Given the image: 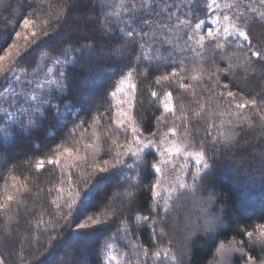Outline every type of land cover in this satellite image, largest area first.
I'll use <instances>...</instances> for the list:
<instances>
[{
    "label": "trees",
    "instance_id": "obj_1",
    "mask_svg": "<svg viewBox=\"0 0 264 264\" xmlns=\"http://www.w3.org/2000/svg\"><path fill=\"white\" fill-rule=\"evenodd\" d=\"M176 2L186 6L189 0ZM121 4L122 0H4L0 5V55L6 45L19 43L16 33L24 32V19L35 21L31 29L37 32L28 36L27 43L22 42L19 54L0 70V260L7 264H105L107 244L115 245L119 264H125L120 255L126 247L122 221L129 223L145 247L149 242L157 248L169 247L168 238L152 241V229L146 222L137 224L135 215L149 214L154 203L150 185L161 178L162 184L168 186L167 173L173 165L156 176L153 164L162 157L154 148L144 150L139 159L122 155L117 162L116 152L124 150L131 140L126 144L123 129L118 135L105 137L104 128L94 123V118L101 113L107 116L111 109L112 124L107 119L102 124L115 130L116 97L111 93L129 71L141 70L143 76L133 72L130 81L138 86L134 103L141 101L134 116L145 138L160 129L163 141L166 129L161 128L163 121L155 118L169 115L163 110L165 97L180 83L177 76L171 88L166 82L156 84L159 76L170 75L173 65L163 60L141 63L135 50L126 46V32L139 31L151 13L124 14ZM76 17L85 35H76L69 29L79 30ZM144 52L147 54V47ZM230 55L236 72L235 65L242 63V54ZM211 57L207 53L203 61L187 65L189 71L183 75L190 84L195 83L190 79L192 75L203 77L199 87L213 83L210 74L216 73L217 64ZM87 67L93 79H104L105 83L94 90L89 101L82 102ZM223 67L222 83L241 93L242 99L262 98L257 87L264 90V81L258 76L257 81L245 86L227 77V61ZM14 76H19L20 81L16 82ZM153 91L159 99L151 95ZM178 99L173 96L172 108L177 116ZM239 111L246 121L245 130L233 144L206 150L209 167L199 174L195 190L175 201L169 214L175 232L205 221L213 224L212 230L197 231L191 237L182 264H209L219 244L233 242H244L247 255L235 253L228 264H246L247 256L264 258V245L245 235L254 232L258 236L259 225L264 224V210L258 208L264 206V137L260 136L259 124L253 130L247 123L253 115L258 117L259 109ZM168 124L174 126L171 119ZM115 140L119 143L113 144ZM176 140L181 143L179 136ZM89 145H95V150ZM64 148L81 154L73 168L48 163ZM193 162L189 166L194 168ZM126 191L132 195H124ZM9 195L13 197L11 202L6 199ZM209 197L213 199L211 204ZM253 205L258 211L252 209Z\"/></svg>",
    "mask_w": 264,
    "mask_h": 264
},
{
    "label": "snow or ice",
    "instance_id": "obj_2",
    "mask_svg": "<svg viewBox=\"0 0 264 264\" xmlns=\"http://www.w3.org/2000/svg\"><path fill=\"white\" fill-rule=\"evenodd\" d=\"M3 3L4 0H0V5ZM121 7L124 14L151 13L150 18L143 20L139 31L126 32L128 39L125 44L135 50L136 59L141 63L156 60L171 63L173 67L170 75L159 76L155 83L166 82V86L171 88L177 76H180V83L165 97L163 110L169 115L163 117L158 115L155 118L163 121L161 128L166 129L163 133L166 139L163 141L160 129L152 132L149 138H145L142 126L134 116V109L138 108L141 101L138 104L134 103L138 97V86L130 81L133 72L137 76H143L141 70L129 71L125 79L120 80L119 86L111 93L113 97L119 95L118 103L123 109L117 113L119 119L115 121V130L102 124L105 119L109 125L112 124L111 109L107 116L101 113L94 118V123L104 128L105 137L118 135L123 129L126 144L130 139L131 144L134 145V148L127 147L126 151L118 150L114 157L117 162L122 160L119 159L122 155L125 157L131 155L139 159L142 151L151 147L159 151L162 157L153 164L156 176L163 174V170L169 164L173 165L167 173L170 178L167 187L158 191L161 187L159 179L150 185L151 200L154 203L149 214L135 215L137 224L143 221L152 229V241H163L168 238L169 247L157 248L153 242H149L145 247V243H141L137 238L135 230L130 229L129 223L122 221L120 227L123 230L122 239L126 241V247H121L123 251L120 255L125 264H182V257L188 254L187 244L191 237L197 231L212 230L213 224L205 221L195 228L185 226L182 231L175 232L171 227L169 214L173 211L175 201L195 190L199 174L209 167L206 150L217 145L228 146L237 140V137L245 130L244 124L246 123L239 110L245 108L259 109L258 117L253 115L247 123L253 130L259 124L260 136L264 137V90L257 87L258 95L262 97L259 101L256 98L245 100L242 99L241 93L233 91L228 83H222L220 76V72L225 70L223 63L227 61V77H233L232 80L240 81L245 86L257 81V76L260 81H264V0H247V2L233 0L230 3L222 2V0H189L186 6L184 3H177L176 0H159V3L157 0H126V2L122 0ZM197 13L199 17L207 15L211 23L208 24L200 19ZM197 20L199 22H196ZM35 23L26 18L22 21L21 27L29 30ZM202 28L207 29L206 33L202 31ZM36 34V31H31L30 37ZM158 34L163 35L165 39L161 40ZM21 35L19 31L16 33L17 37ZM25 40L27 43L29 37L26 36ZM146 47L148 48L147 54L144 52ZM20 50L21 48L13 43L5 50L6 54L0 56V60L11 59L18 55ZM207 53L212 54L211 58L217 64L216 73L210 74L213 77V83L199 87L203 83V77L192 75L190 79L195 83L190 84L188 78L183 75L189 71L187 65L203 61ZM230 53L242 54L240 56L242 63L235 65L236 72L233 71L234 63ZM216 57L220 60L216 61ZM181 65L184 67L181 68ZM3 67L0 66V70ZM40 86L37 85V87ZM151 95L159 99L156 91L151 92ZM173 96L179 98L177 101L179 116L173 112ZM169 119L173 127H169ZM177 120L179 124H176ZM209 120L212 122L209 123ZM216 120L220 121L219 125L216 124ZM79 127L80 125L77 126ZM177 136L180 137L181 143H177ZM105 143H107V138H105ZM118 143L119 140L113 141V144ZM89 147L95 150V145H89ZM70 151L69 148H64L62 153L58 151L55 158L48 159V163L57 164L60 155L68 154ZM177 156L183 157L179 164L174 163ZM190 161H194V168L189 166ZM104 163L107 165L109 162L105 160ZM132 179L135 178L132 177ZM124 195L131 196L132 192L126 191ZM6 199L11 202L13 197L9 195ZM161 200L163 204L160 203ZM212 201V197H209L208 204ZM65 204L68 205L69 201L65 200ZM161 208H163V213ZM259 228L258 236L254 232H245V235L250 241L264 245V224L259 225ZM114 248L115 245H108L109 264L117 259L116 256L111 255V250ZM153 249L156 250L153 251ZM233 253L247 255L244 242L219 244L209 264H228ZM0 264H7V262L0 260ZM246 264H264V258L247 256Z\"/></svg>",
    "mask_w": 264,
    "mask_h": 264
},
{
    "label": "rangeland",
    "instance_id": "obj_3",
    "mask_svg": "<svg viewBox=\"0 0 264 264\" xmlns=\"http://www.w3.org/2000/svg\"><path fill=\"white\" fill-rule=\"evenodd\" d=\"M81 2L82 3H85L86 2V0H81ZM222 2H226V0H222ZM75 20H77L78 21V28H79V30L76 28V29H72V28H69L74 34H76V35H85L86 34V32H85V28L83 29V27H82V23L81 22H79V18L78 17H76V18H74ZM205 20V22L206 23H208V24H210L211 23V20H210V18H207V19H204ZM32 27H30V29L29 30H24V32H21L22 33V35L18 38L19 39V43H16V42H13V43H16L20 48H21V46H22V42H24L25 41V37L27 36H30V32L31 31H34L33 29H31ZM202 31L204 32V33H206V31H207V29L206 28H202ZM21 38H23L22 40H21ZM21 40V41H20ZM13 43H11V44H13ZM11 44H8V45H6L5 47H4V49L2 50V54L0 55V56H3V55H5L6 53H5V50L11 45ZM12 59H14V56L11 58V59H5V60H0V66H5L6 64H8L9 63V61H11ZM12 62V61H11ZM87 70H88V72L85 74V77L83 78V84L85 85V90L84 91H82L81 92V98H82V102H85V101H89L93 96H94V90L100 85V84H102V83H105V81H104V79H97V78H92L91 77V74H90V69L87 67ZM104 71L105 72H110L111 70H106V69H104ZM52 73H53V70L51 71V72H49V75L50 76H52ZM13 74V72L11 73V75ZM88 74V75H87ZM14 79L16 80V82H18V81H20V78H19V76L17 77V76H14ZM50 80H53V78H49ZM119 99H120V97H119V95L115 98V109H116V112L118 113V112H120V111H122L123 109H121L120 108V106H119V103H118V101H119ZM127 107V106H126ZM116 117H117V119H119V117L116 115ZM129 146H131V147H133L134 148V145H132L131 143H129L128 145H126L125 146V151L127 150V147H129ZM148 149H151V147H148V148H145L144 150H148ZM144 150L142 151V152H144ZM55 158V157H54ZM80 158H81V154H80V152H73V151H70V153H68V154H63V155H60V157H59V161H58V163L57 164H55L58 168H64V169H67V168H73L76 164H78L79 163V160H80ZM182 160H183V157H181V160H174L175 161V163L176 164H179L180 162H182ZM194 163V162H193ZM160 181H161V178H160ZM170 182V178L167 180V184ZM161 186H163L164 188L165 187H167V185L166 186H164V184H162V182H161ZM249 207H251L252 205H248ZM254 206V205H253ZM260 210H264V206H262L261 208L260 207H258ZM258 208H256V206H254V208H252V209H254V211H258ZM249 209V208H248ZM251 209V210H252ZM259 210V211H260ZM108 245L109 244H107V252H108ZM233 254H235V253H233ZM232 254V255H233ZM107 255H108V253H107ZM107 255H106V257H105V264H109V262H108V260H107ZM111 255H113V256H116V254H115V252H114V250H111ZM117 257V256H116ZM110 264H119V260L118 259H116V260H113V261H111L110 262Z\"/></svg>",
    "mask_w": 264,
    "mask_h": 264
}]
</instances>
